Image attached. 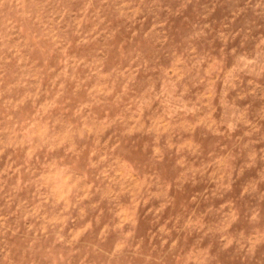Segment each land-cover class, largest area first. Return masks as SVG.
<instances>
[{"label":"rangeland","instance_id":"374dc122","mask_svg":"<svg viewBox=\"0 0 264 264\" xmlns=\"http://www.w3.org/2000/svg\"><path fill=\"white\" fill-rule=\"evenodd\" d=\"M0 264H264V0H0Z\"/></svg>","mask_w":264,"mask_h":264}]
</instances>
